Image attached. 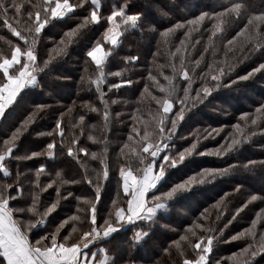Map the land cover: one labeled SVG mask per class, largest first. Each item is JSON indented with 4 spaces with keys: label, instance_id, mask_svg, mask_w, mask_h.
Listing matches in <instances>:
<instances>
[{
    "label": "trees",
    "instance_id": "16d2710c",
    "mask_svg": "<svg viewBox=\"0 0 264 264\" xmlns=\"http://www.w3.org/2000/svg\"><path fill=\"white\" fill-rule=\"evenodd\" d=\"M16 3L22 6L21 13L17 16L10 10L7 19L25 39L5 26L0 10V57L10 58L15 47L22 53L33 51L36 61L29 70L35 69V82L20 92L0 119V154L6 153L5 140L13 147L0 169V193L9 198L13 218L29 242L36 245L42 240L50 245L53 235L66 245L81 242L93 227L94 205L101 236L105 221L118 228L90 248L107 254V264H183L185 259L199 258L202 251L193 246L203 241L201 248L207 247L208 237L213 242L207 264H264V69L239 80L264 65V22L259 34L248 25L249 19L264 16V0H96L95 4L69 0L74 10L63 18L49 16L50 22L39 34L28 13L34 16L45 6L44 0ZM237 3L241 5L238 14L220 15ZM93 10L98 22L91 21ZM114 11L123 15L109 23L107 17ZM129 15L138 17L135 26L124 23ZM200 16H205L203 21L188 23ZM114 25L119 36L112 45L105 34ZM70 32L73 35H67ZM97 43L104 55L99 66L87 56ZM181 58L189 79L179 71ZM24 63L29 62L22 55L21 64L10 68L9 74L18 75ZM221 69L225 75H220ZM213 75L220 76L219 87ZM115 84L123 86L111 87ZM161 86L165 91H160ZM205 86L210 94L204 97L201 92L202 102L194 106L191 100L186 102L183 119H178V100L185 89L194 97ZM169 91L174 95L169 96ZM166 99L173 108L166 114V131L161 136L158 121L165 115ZM246 114L247 121H242ZM174 118L177 127L169 139L167 130ZM213 129H220L219 135L205 139ZM145 132V143L169 146L156 158L154 172L164 163V155L177 159L193 143L197 147L191 155L185 154L183 162L167 167L157 187L147 194L148 207L156 210L157 204H163V210L134 223L117 222L116 210L126 209L131 198L123 191L121 170L139 179L151 162L141 147ZM226 138L228 143L238 139L240 144L223 156L199 154L221 144L227 147ZM49 144L55 147L49 149ZM205 169L228 171L209 176L171 199L166 197L175 185ZM154 195L160 199H152ZM53 204L56 208L45 215ZM30 224L36 227L29 228ZM246 248L248 252L243 251ZM0 262L6 264L2 258Z\"/></svg>",
    "mask_w": 264,
    "mask_h": 264
},
{
    "label": "snow or ice",
    "instance_id": "6c2138e0",
    "mask_svg": "<svg viewBox=\"0 0 264 264\" xmlns=\"http://www.w3.org/2000/svg\"><path fill=\"white\" fill-rule=\"evenodd\" d=\"M92 3L95 4L96 0H92ZM44 7L40 8L38 11L35 12L34 16L33 13H28V21L34 20V32L36 34H39L42 29L45 28L46 24H48L50 21L48 17L51 18H63L66 14L72 12L74 10V5L69 3V0H44ZM82 6V5H79ZM21 5H18L16 3V0H9L7 4L4 3V0H0V10L3 11L5 19L4 24L5 26L16 36H19L21 39H25L24 36L21 35V33L13 27L12 23L9 22L7 19L8 13L10 10H14V13L18 16L21 13ZM241 9V5L239 3L232 6L230 9L227 10L225 13H221V16L229 15L231 13H239ZM44 14L45 18L41 19V14ZM122 12H113L110 16L107 17L109 23H113L115 20V17L122 16ZM207 15V14H205ZM205 16H200L199 20H193L189 21L188 23L190 25L197 24L199 21H203ZM138 20V17L135 15H129L124 20V23L127 24L131 22L133 26L136 25V22ZM91 21L92 22H98L99 17L97 15V11L93 10L91 12ZM27 22V21H26ZM255 22V23H254ZM260 22H264V16L261 17H254L248 20V25L252 26V28L255 31V34H259L260 29ZM87 24V20L84 22ZM83 26V25H82ZM118 26L114 25L113 27H109L107 30V33L105 34V39L110 41L112 45H115L117 43V31L116 28ZM177 27H183V25H178ZM28 31H32L31 28L28 29ZM245 31H248V28H245ZM67 35L71 36L73 33H68ZM240 35H243V32L240 33ZM0 39H3V37H0ZM251 39V37H250ZM63 43V42H62ZM183 43V41L181 42ZM229 44H232L233 41H229ZM231 50V49H229ZM180 49H177V52H179ZM102 53V47L99 43L96 44L95 47L92 48L91 51L87 52V56L91 57V59L99 66L102 63L103 57L101 56ZM24 55L27 58V61L29 63H24L21 65L18 75H10L9 69L21 64V56ZM36 61V56L34 55L33 51L28 50L25 53L21 52L20 47H15L14 50L11 52V57H0V72L3 74L4 82L0 83V117L3 116V114L6 111V108L10 105H12L20 92L27 86L35 82V76L32 75V71H35L33 68L32 71L29 70L30 64L34 63ZM49 61L45 62V67H47ZM181 68L180 72L183 73L184 79H189L188 73L183 71V59L181 58ZM198 63V62H197ZM174 72L176 71L175 66H173ZM262 69H264V65H260L258 68L254 70V72H251L243 77H239V80H248L251 76H253L256 72H260ZM223 69H221L220 75H225ZM114 75L119 76L120 73H115ZM154 79V77L152 78ZM165 80H168L169 85H171L172 81L169 77L165 76ZM201 79H206V77H201ZM213 81H217L216 87H219V81L220 76L213 75L211 77ZM131 83V82H127ZM233 83H236V81H233ZM122 84H115L111 87L113 88H120L122 87ZM191 88V83L189 84V89ZM147 91V89H145ZM160 91L163 92L165 89L163 86L160 87ZM201 92L203 93V96L206 97L208 94H210L211 89L207 86L203 87L200 91H197L196 96L190 97L189 96V90L185 89L184 97L182 99L178 100V103L180 104V111L176 113V117L178 119H183V114L185 111V105L186 102L189 100L192 101L193 106L195 105V102L201 101L203 97L201 96ZM169 96L174 95V91L168 92ZM153 99H157L156 97H153ZM157 103H160V100L157 99ZM173 105L169 103V101L166 99L163 102V113L165 115L161 116L160 120L158 121V129L159 134L163 136L166 131V121L168 120V117L166 114L170 113L172 111ZM95 111V109H93ZM261 111V109H257V112ZM174 118L171 120V128L168 129L169 136L168 138H171V134L174 133L178 119ZM83 120V117L80 118ZM240 119L242 121H247L248 117L247 114L244 116H241ZM251 123L255 125L257 121L255 119L251 120ZM57 129H61V125L58 123L56 125ZM240 124H236L235 128L240 129ZM220 129H213L207 133V136H213L219 135ZM133 132H135L137 135L139 133L135 128H133ZM19 130H17L16 133H13L11 137V142H15L18 139ZM63 130L61 129L60 135L63 136ZM132 137H129L131 139ZM214 138V136H213ZM148 139V133L145 132L144 136L141 138V147L143 153H147L151 157V162L145 166L143 169L140 178L137 179L136 176L132 174L131 171H128L127 173L124 172V170H121V176L123 177V191L126 195L130 196L131 198L127 200V208H119L115 212V217L117 222H123L127 220V222L131 223L135 219L142 218L145 213H154L155 208L153 207H147V194L151 192L153 189L157 187V184L162 180V178L165 175V171L167 167H175L177 166L178 161L183 162L185 159V154L191 155L193 151L196 149L197 144L193 143L190 148L185 149L184 152L180 153L177 159H170L168 155L163 156L164 163L160 164L159 171L154 172V166L156 163V158L160 155L161 152L165 151L169 146L166 142L158 143V144H150L145 143ZM4 145L6 147V153L0 154V162L4 161L7 156H11L13 153V147L8 146L9 141L5 140ZM225 143L227 144V147H225V144H221L220 148L209 150L206 153H199L200 155H216V156H223L226 155L228 152L232 151L237 145L240 144V141L238 139H231V142H227V138ZM55 147L54 144H49L48 148L53 149ZM127 147V145H125ZM223 150V151H222ZM72 150L69 149L68 155L71 156ZM36 155V154H33ZM93 158H95V153L92 154ZM31 158V157H29ZM143 162V161H142ZM254 163V162H253ZM264 163V162H262ZM247 167V165H245ZM42 171V169H41ZM228 169L224 170H218V169H205L203 170L198 176H194L189 178L188 180L179 183L175 185L170 191L166 193V197L171 199L174 197L177 193H180L182 191H189L191 186L194 184H202L206 182L207 177L209 176H215V175H223L226 174ZM107 171L104 173L105 179L107 178ZM91 183V181H89ZM97 199H99V188L97 187ZM152 199L159 200V196H153ZM253 200L256 199L255 196L252 197ZM157 208L164 207L163 204H157ZM213 207H217L218 205H214ZM56 208V204H53L50 208L47 209V213H51ZM20 211V210H17ZM31 211V210H29ZM222 215V213H221ZM78 217H73V219H77ZM219 219V216L217 217ZM235 219V216L233 217ZM41 221H38L40 223ZM67 223V221H65ZM230 223V222H229ZM91 224L93 227L89 232H86L83 234L82 237V243H72L70 245H66L65 243H58L57 238L55 235L51 237L50 245H43L42 240H37L36 245L30 244L27 235L21 231V228L18 226L17 222L13 219V211L9 209V198L3 196L2 193H0V258H2V261H6V264H91V261L89 260L88 255L82 251V249H88L89 245L93 243L98 238H108L113 233L118 231L117 227H114L111 223L108 221H105L106 227L102 231L101 236V230L96 227V216H95V206L93 205L92 209V215H91ZM36 227V224H30L29 228ZM63 227V224L60 226ZM227 227V225H225ZM253 227H255V223H253ZM59 231V229L57 230ZM75 231V229L73 230ZM243 235V233L241 234ZM47 239V237L43 238ZM67 239V238H65ZM181 239H185V237H181ZM233 239H237V237H233ZM212 238H207V247L201 248V243H196L193 247L197 250H201L204 253H208L211 251V245H212ZM244 252H248L249 249H244ZM253 255L255 253L253 252ZM205 261V256L200 255L199 259L197 260H190L185 259L183 261V264H203ZM2 264V262H0Z\"/></svg>",
    "mask_w": 264,
    "mask_h": 264
},
{
    "label": "crops",
    "instance_id": "0c3cea01",
    "mask_svg": "<svg viewBox=\"0 0 264 264\" xmlns=\"http://www.w3.org/2000/svg\"><path fill=\"white\" fill-rule=\"evenodd\" d=\"M1 119V117H0ZM4 161L0 162V169L2 168V165H3ZM148 207V205H147ZM156 211V210H155ZM158 211V210H157ZM161 211V210H160ZM149 213H145V215H147ZM151 214V213H150ZM142 217V218H145V217ZM142 218H139V219H142ZM14 219V218H13ZM139 219H135L133 222L131 223H134L135 221L139 220ZM29 240V239H28ZM103 240V238H101L99 241H97L95 244H98L99 242H101ZM31 244V243H30ZM94 244V245H95ZM91 248V247H90ZM90 248L85 252L88 257H89V260L91 261V264H107L108 261H109V256L107 254H99L97 253V249H91Z\"/></svg>",
    "mask_w": 264,
    "mask_h": 264
},
{
    "label": "rangeland",
    "instance_id": "374dc122",
    "mask_svg": "<svg viewBox=\"0 0 264 264\" xmlns=\"http://www.w3.org/2000/svg\"><path fill=\"white\" fill-rule=\"evenodd\" d=\"M116 31H117V28H116ZM118 36H119V32L117 31V39H118ZM101 56L103 57V59H102V61H103V60H104V55H102V53H101ZM153 170H154V169H153ZM157 185H158V184H157ZM157 210H158V212H159L160 210H163V208L156 209V211H155L154 213H151V214L149 213V214L145 215L144 217L148 218V217H150V216L155 215L156 212H157ZM79 243H82V241L79 242ZM209 253H210V252H208V253H204V252H202L201 255H204V256H205V261L203 262V264H207V260H208ZM198 259H199V258H198Z\"/></svg>",
    "mask_w": 264,
    "mask_h": 264
},
{
    "label": "built area",
    "instance_id": "2783aa9c",
    "mask_svg": "<svg viewBox=\"0 0 264 264\" xmlns=\"http://www.w3.org/2000/svg\"><path fill=\"white\" fill-rule=\"evenodd\" d=\"M100 239H101V238H98V239H96L95 241H93V243L89 245V248H90L91 246H93V245H94L97 241H99ZM89 248H88V249H89ZM88 249H82V251H83V252H86Z\"/></svg>",
    "mask_w": 264,
    "mask_h": 264
}]
</instances>
